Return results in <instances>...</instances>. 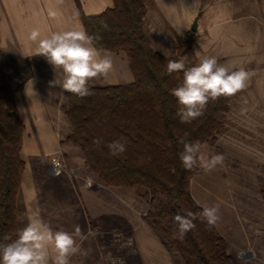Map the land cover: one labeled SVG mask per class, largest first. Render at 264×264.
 I'll return each mask as SVG.
<instances>
[{"label": "trees", "instance_id": "obj_1", "mask_svg": "<svg viewBox=\"0 0 264 264\" xmlns=\"http://www.w3.org/2000/svg\"><path fill=\"white\" fill-rule=\"evenodd\" d=\"M113 1L114 5L102 13L87 16L76 0L85 31L101 37L98 48L123 51L134 80L118 85H89L92 94L85 98L67 93L62 109L71 131L64 142L80 148L86 167L104 185L145 189L150 198L148 221L171 240L186 264H235L215 225L210 227L199 218L184 239L174 238L178 231L175 215L202 211L188 188L189 178L201 169L186 170L182 166L181 141L203 144L215 140L231 97L210 101L202 116L191 123H181L179 105L171 89L182 83L183 74L169 75L167 62L179 60L191 49L195 33L189 31L175 53L166 56L151 47L144 33V0ZM24 131L15 88L5 72L0 49V243H9L4 237L14 240L18 234L17 198L25 169L21 156ZM97 139L101 141L99 145L94 143ZM115 140L127 141L126 151L120 156L111 155L107 147ZM261 193L264 197V184Z\"/></svg>", "mask_w": 264, "mask_h": 264}, {"label": "rangeland", "instance_id": "obj_2", "mask_svg": "<svg viewBox=\"0 0 264 264\" xmlns=\"http://www.w3.org/2000/svg\"><path fill=\"white\" fill-rule=\"evenodd\" d=\"M150 12L143 25L144 33L154 50L172 56L188 34L168 35L169 41L161 42L156 35L158 28L154 26L157 21L153 18L152 5ZM194 20L202 22L201 11ZM237 20L238 24L245 22L244 17ZM195 32L197 34L198 28ZM204 39L200 30L191 49L181 57L185 59L186 66H194L205 56L216 57L218 63L229 70L245 68L250 71L251 78L244 90L231 97L215 140L203 143L207 145L203 149L205 156H224L223 166H217L207 174L203 170L193 174L189 178V193L201 207L220 205V219L215 227L235 264H264V197L261 193L264 184V32L257 30L253 23L249 32L243 34V43L226 44L228 51H221L222 44L218 43L210 44L209 49V43ZM121 54L124 55L123 51ZM7 77L10 82L8 74ZM64 132L61 136L63 142L69 135ZM68 143L71 142L62 144ZM32 149L31 145H23V156L25 154L34 172L42 209L50 208L62 214L64 205L76 199L77 193L72 184L83 193L86 187L101 189L103 183L86 165L74 163L67 166L66 154L38 155ZM55 158L63 164L60 172L53 171ZM112 188L116 201L113 213L94 218L83 204L77 225L84 234L89 227L99 228L100 234L85 240L82 248L87 254L72 256L70 264H163L159 248L153 244L146 246L145 241L150 237L158 240V244H164L170 253L171 262L166 264H186L171 240L148 221L146 215L150 198L146 190L136 186ZM49 200L52 205L43 202ZM134 216L141 218V224H134L131 219ZM129 239L131 246L127 244Z\"/></svg>", "mask_w": 264, "mask_h": 264}, {"label": "crops", "instance_id": "obj_3", "mask_svg": "<svg viewBox=\"0 0 264 264\" xmlns=\"http://www.w3.org/2000/svg\"><path fill=\"white\" fill-rule=\"evenodd\" d=\"M79 2L82 12L87 16L100 14L114 5L113 0ZM144 3L146 14L143 25L145 26L144 23L150 16L152 5L153 18L157 21L154 26L158 28L156 35L161 42H168V35L175 36L176 33L184 36L192 31L190 27L200 11L202 22L198 20V32H193L197 36L200 30L202 31L205 42L209 43V49L210 44L218 43L222 44L221 51H228L226 44L243 43L242 36L249 32L253 23L257 30L264 32V0H182V3L181 0H144ZM243 17L245 22L238 24L237 19ZM34 29H39L42 36L67 30L85 31L76 0H0V49L4 69L15 88L18 113L25 124L21 149L25 169L17 198L18 233L27 225L30 212H38L54 231L74 233L75 227L78 226L76 220L80 218L84 205L94 218H100L114 212L115 194L111 186L104 184H101V189L86 187L84 193L72 184L77 196L71 203L64 205L62 214L55 213L56 211L50 208H41L42 201L38 198L34 172L28 165L25 154L23 156V145H31L32 152L38 155L63 153L64 156L67 155V166L74 163L85 165V160L78 146L72 143L61 144L64 131H70L68 119L62 109L67 101V93L61 95L59 87H49V81L61 79L59 71L54 70L44 57L31 56L34 45L29 37ZM109 53L114 65L112 72L107 78L90 80L88 86L126 84L134 80L125 53ZM30 79L34 82V93L30 86L27 90V82ZM43 202L48 205L53 203L51 200ZM60 219L64 221L61 222ZM131 219L134 224H141V218L134 216ZM145 242L147 247L153 244L159 248L163 264L171 262L170 253L164 244H158V240L152 237Z\"/></svg>", "mask_w": 264, "mask_h": 264}, {"label": "clouds", "instance_id": "obj_4", "mask_svg": "<svg viewBox=\"0 0 264 264\" xmlns=\"http://www.w3.org/2000/svg\"><path fill=\"white\" fill-rule=\"evenodd\" d=\"M52 14L55 15L54 12ZM103 27L107 29L108 25ZM29 38L34 45L31 56L44 57L54 70L59 71L61 79L49 81V87H59L61 95L71 93L85 98L92 94L89 81L107 78L113 70L111 54L96 46L101 39L99 35H89L84 30H67L42 36L39 29H34ZM166 70L169 75L183 74L182 83L171 89V95L179 105L177 115L181 123H191L202 116L210 101L241 92L251 78L250 71L245 68L229 70L219 64L216 57L207 56L194 66H186L183 58L169 59ZM33 83V80H28L27 90L30 86L33 92ZM94 143L99 145L101 141L97 139ZM181 143L183 151L179 153V158L186 170L200 168L207 174L217 166H223L225 158L222 154L204 155L206 144L200 141ZM126 144V140H115L107 147L111 155L120 156L126 151ZM219 210V204L203 205L198 214L188 211L186 215H175L178 231L174 233V238L184 239L189 231L195 229L194 221L198 218L210 227L216 225L220 219ZM99 234V228L89 227L84 234L79 226L74 233L54 231L38 212H30L27 225L19 231L17 238L13 240L5 236L4 239L10 242L0 243V264H70L72 256L87 254L82 248L83 242ZM127 244L131 246V239Z\"/></svg>", "mask_w": 264, "mask_h": 264}, {"label": "built area", "instance_id": "obj_5", "mask_svg": "<svg viewBox=\"0 0 264 264\" xmlns=\"http://www.w3.org/2000/svg\"><path fill=\"white\" fill-rule=\"evenodd\" d=\"M52 168H53V171L60 172L63 169V164L61 163L59 159L55 158L52 162Z\"/></svg>", "mask_w": 264, "mask_h": 264}, {"label": "water", "instance_id": "obj_6", "mask_svg": "<svg viewBox=\"0 0 264 264\" xmlns=\"http://www.w3.org/2000/svg\"><path fill=\"white\" fill-rule=\"evenodd\" d=\"M190 29H191L192 31H194V32L197 30V20H194V21H193V23H192Z\"/></svg>", "mask_w": 264, "mask_h": 264}]
</instances>
